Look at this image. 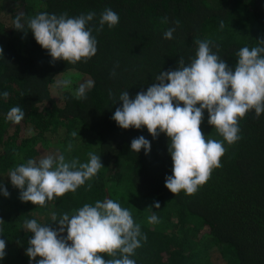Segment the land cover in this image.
Wrapping results in <instances>:
<instances>
[{
    "label": "trees",
    "instance_id": "trees-1",
    "mask_svg": "<svg viewBox=\"0 0 264 264\" xmlns=\"http://www.w3.org/2000/svg\"><path fill=\"white\" fill-rule=\"evenodd\" d=\"M12 1L9 19L0 20V94L9 93L6 99L0 95V185L11 194L5 197L0 191V239L6 241L0 264H30L26 248L33 234L25 230V220L57 228L53 213L58 219L63 213L71 216L84 204L94 206L105 199L129 209L147 237L130 257L136 264H209L208 238L220 246L228 264H264V114L256 118L253 110L239 120L241 139L232 145L225 142L222 167L214 168L192 195L183 190L174 194L165 186L166 176L173 174L165 133L154 139L146 126L124 129L111 118L122 106L118 99L123 91L135 98L161 71L174 70L180 57L190 63L196 39L212 40L213 51L234 67L240 48L251 49L264 39V0ZM105 8L117 12L120 20L113 28L93 31L98 51L87 62L53 64L30 30L25 34L14 28L21 13L27 18L41 12L78 16L94 11L90 26L95 29ZM164 17L167 23H162ZM169 27L176 31L172 39H164ZM65 76L70 77L69 88L57 85ZM89 81L86 98L76 99L77 88ZM14 106L25 112L19 124L6 119ZM201 130L205 137L223 139L208 124L206 109ZM140 135L151 142L148 154L131 151V141ZM52 147L66 160L78 158L81 163L93 152L105 167L76 192L43 207L21 201L9 172L28 159L52 154ZM155 202L160 208L149 207ZM153 214L158 222L149 223Z\"/></svg>",
    "mask_w": 264,
    "mask_h": 264
},
{
    "label": "clouds",
    "instance_id": "clouds-1",
    "mask_svg": "<svg viewBox=\"0 0 264 264\" xmlns=\"http://www.w3.org/2000/svg\"><path fill=\"white\" fill-rule=\"evenodd\" d=\"M95 17L94 11L78 16L41 12L27 18L21 13L14 21V28L25 34L30 30L36 41L48 50L51 63L64 60L76 64L96 55L98 42L93 31H102L105 25L113 28L120 20L117 12L105 8L94 29L90 22ZM167 22L164 17L162 23ZM179 24V20L175 21L176 27ZM176 27L166 29L164 39H172ZM220 27H224L223 21ZM258 42L251 49L240 48L233 67L218 51H213L212 40L196 39V55L190 63L180 57L174 70L161 71L155 76V82L146 91L138 92L135 98H131L127 90L120 94L118 100L123 102L122 106L117 107L111 117L119 127L141 129L146 126L154 139L161 133L169 138L173 174L166 176L165 186L172 193L183 190L187 195L194 194L207 182L214 168L222 167L225 142L232 145L241 139L239 120L253 110L256 118L264 114V39ZM0 52L3 53L2 47ZM111 74L115 76V69ZM57 85L69 88L71 81L58 80ZM91 86V81L87 86L81 84L74 93L75 98H86V87ZM0 95L6 99L9 93L5 91ZM205 109L208 124L214 126L222 140L205 137L202 132ZM24 117V110L14 106L6 119L19 124ZM76 135L72 133L73 137ZM130 147L135 153L141 149L145 154L151 152V142L143 135L134 138ZM71 149L69 142L68 151ZM88 157L87 162L81 163L78 158L66 160L63 154H46L39 160L28 159L19 164L8 177L12 186L20 190L21 201L43 207L56 197L76 192L105 167L100 155L89 152ZM0 191L5 197L11 195L3 185ZM149 207L160 208V204L155 202ZM74 211L76 214L63 213L59 219L53 213L51 219L58 221L57 228L41 225L36 219L25 220V230L33 234L26 248L30 264H136L130 257L141 247V239L147 237L142 234L141 225L134 222L129 209L105 199L97 200L94 206L86 203ZM148 222L156 223L158 217L153 214ZM65 231L67 235L63 236ZM102 253L111 258L106 260ZM5 256L6 241L0 239V260Z\"/></svg>",
    "mask_w": 264,
    "mask_h": 264
},
{
    "label": "rangeland",
    "instance_id": "rangeland-1",
    "mask_svg": "<svg viewBox=\"0 0 264 264\" xmlns=\"http://www.w3.org/2000/svg\"><path fill=\"white\" fill-rule=\"evenodd\" d=\"M12 5H13L12 0H0V20L7 21L9 19ZM65 79L70 80V77L65 76ZM50 150H52L51 152L53 155H56L57 153L60 152L59 149L54 147H52ZM203 245L204 243L202 244V247ZM207 246H208L207 254L205 255L206 257H208L209 264H228L227 259L222 255L220 246L217 243H215V241L212 238H208Z\"/></svg>",
    "mask_w": 264,
    "mask_h": 264
}]
</instances>
